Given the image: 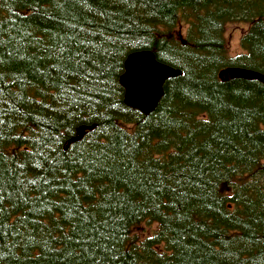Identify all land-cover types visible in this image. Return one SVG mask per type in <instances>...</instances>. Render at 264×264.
I'll return each instance as SVG.
<instances>
[{
  "label": "trees",
  "instance_id": "1",
  "mask_svg": "<svg viewBox=\"0 0 264 264\" xmlns=\"http://www.w3.org/2000/svg\"><path fill=\"white\" fill-rule=\"evenodd\" d=\"M141 51L181 73L148 115ZM226 67L264 75V0H0V264H264V84Z\"/></svg>",
  "mask_w": 264,
  "mask_h": 264
},
{
  "label": "water",
  "instance_id": "2",
  "mask_svg": "<svg viewBox=\"0 0 264 264\" xmlns=\"http://www.w3.org/2000/svg\"><path fill=\"white\" fill-rule=\"evenodd\" d=\"M180 71L156 61L150 51H141L130 54L124 64V74L120 83L124 88L125 104L148 115L157 106L163 96V85L169 78L180 76ZM221 82L234 79L258 81L264 84V75L243 68L226 67L218 73ZM93 130L91 127H79L71 143L79 141L85 131ZM69 146V145H68Z\"/></svg>",
  "mask_w": 264,
  "mask_h": 264
},
{
  "label": "rangeland",
  "instance_id": "3",
  "mask_svg": "<svg viewBox=\"0 0 264 264\" xmlns=\"http://www.w3.org/2000/svg\"><path fill=\"white\" fill-rule=\"evenodd\" d=\"M246 29L247 24L243 22L235 21L227 24L225 37L228 42V51L230 55L235 56L241 53L240 38ZM155 228L156 225L154 223L141 224L135 232L139 237H144L145 235H149Z\"/></svg>",
  "mask_w": 264,
  "mask_h": 264
},
{
  "label": "bare ground",
  "instance_id": "4",
  "mask_svg": "<svg viewBox=\"0 0 264 264\" xmlns=\"http://www.w3.org/2000/svg\"><path fill=\"white\" fill-rule=\"evenodd\" d=\"M124 99V98H123Z\"/></svg>",
  "mask_w": 264,
  "mask_h": 264
}]
</instances>
